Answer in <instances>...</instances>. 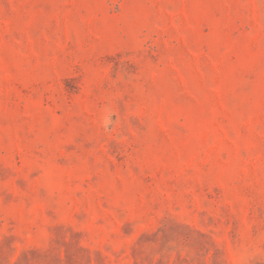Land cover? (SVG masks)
Listing matches in <instances>:
<instances>
[{
    "label": "rangeland",
    "instance_id": "rangeland-1",
    "mask_svg": "<svg viewBox=\"0 0 264 264\" xmlns=\"http://www.w3.org/2000/svg\"><path fill=\"white\" fill-rule=\"evenodd\" d=\"M0 264H264V0H0Z\"/></svg>",
    "mask_w": 264,
    "mask_h": 264
}]
</instances>
